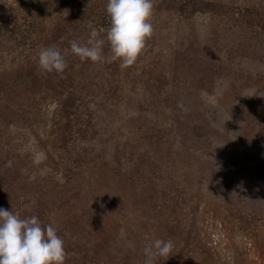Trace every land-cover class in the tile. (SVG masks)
<instances>
[{
	"label": "rangeland",
	"instance_id": "1",
	"mask_svg": "<svg viewBox=\"0 0 264 264\" xmlns=\"http://www.w3.org/2000/svg\"><path fill=\"white\" fill-rule=\"evenodd\" d=\"M107 3L0 0V208L52 224L65 264H144L157 238L155 264H264V0H153L126 69L70 50Z\"/></svg>",
	"mask_w": 264,
	"mask_h": 264
},
{
	"label": "clouds",
	"instance_id": "2",
	"mask_svg": "<svg viewBox=\"0 0 264 264\" xmlns=\"http://www.w3.org/2000/svg\"><path fill=\"white\" fill-rule=\"evenodd\" d=\"M153 8V0H108L110 27L99 30L93 27L85 44L70 41L72 54L94 64L119 61L121 69L133 66L154 33ZM103 32L106 38L101 36ZM106 41L110 52L107 57L103 51ZM38 63L45 73L63 74L68 67L65 54L55 46L41 48ZM201 97L214 101L204 90ZM173 247L171 239H155L144 248V264H155L158 258L167 260ZM66 258L64 240L52 224L42 225L35 215L22 219L0 208V264H65Z\"/></svg>",
	"mask_w": 264,
	"mask_h": 264
}]
</instances>
